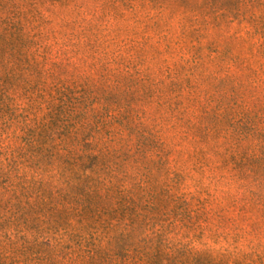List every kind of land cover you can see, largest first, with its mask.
Listing matches in <instances>:
<instances>
[{
    "label": "trees",
    "instance_id": "obj_1",
    "mask_svg": "<svg viewBox=\"0 0 264 264\" xmlns=\"http://www.w3.org/2000/svg\"><path fill=\"white\" fill-rule=\"evenodd\" d=\"M141 1L0 0V264H264V0Z\"/></svg>",
    "mask_w": 264,
    "mask_h": 264
},
{
    "label": "rangeland",
    "instance_id": "obj_2",
    "mask_svg": "<svg viewBox=\"0 0 264 264\" xmlns=\"http://www.w3.org/2000/svg\"><path fill=\"white\" fill-rule=\"evenodd\" d=\"M244 2L245 0H149L147 3L143 1L139 3L137 13L145 19H159L167 16H174L179 19L198 11L217 10L226 13L230 17L241 18L244 11ZM205 139L209 145H216L227 154H235L236 157L248 149L247 140L239 141L237 144L228 142V147L223 146L224 139L218 133H212L206 136ZM221 159L224 160V157L221 156ZM227 166H231V162H228ZM202 248L211 256H219L224 253L235 256L244 253L250 254L254 251V245L251 242L232 245L228 241H223L213 251L211 245H204Z\"/></svg>",
    "mask_w": 264,
    "mask_h": 264
}]
</instances>
